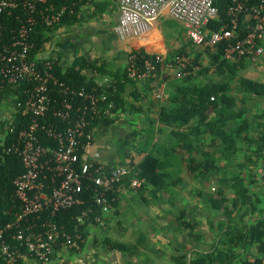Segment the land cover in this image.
<instances>
[{"label":"crops","instance_id":"crops-1","mask_svg":"<svg viewBox=\"0 0 264 264\" xmlns=\"http://www.w3.org/2000/svg\"><path fill=\"white\" fill-rule=\"evenodd\" d=\"M119 18L120 9L115 0H89L80 10L79 22L51 31L49 41L39 56L44 59L59 57L62 66L70 65L80 56L103 62L106 69L98 75L97 81L105 85L109 83L111 74L127 63L133 51L145 47L146 52L168 57L174 50L192 46L185 24L168 9L147 32L136 36L121 38L117 34ZM166 27L173 28L170 35L164 32ZM141 41L152 49L145 45L135 47ZM261 47L263 51L255 58H230L231 63L237 66L243 64L231 79L227 102L231 107L212 110L206 118L212 129L206 128L207 131L196 138V161L209 158L216 165L206 174L210 180L193 175L182 165L188 178L183 175L176 177L180 179L179 186L162 190L157 194L160 198H156L152 187L142 193L125 187L120 190L117 206L106 216L109 226L90 224L82 249L73 251L65 245L55 249L50 264H178L174 258L176 255L186 254V260L190 262L199 255L212 253L217 245L229 248L233 244H236L233 264L257 259H262L264 264V96L239 90L238 86L241 76L264 84V40ZM207 60L205 56V64H208ZM229 67L233 69L231 65ZM224 70V73L217 74L212 68L207 81H228V71ZM87 74L93 75L89 71ZM149 80L138 81L136 89L127 90L125 110L115 124L100 125L95 129L94 139L87 144L82 155L83 160L98 161L108 168L122 165L123 161L127 164L137 162L138 157L134 154L122 152L123 143L141 145L150 131L154 133L153 143L157 146L172 147L177 142L174 129L189 133L191 129L205 127L200 122L201 114L196 111L198 105L193 117L190 115L192 112L183 109L178 113L186 120H174L175 124L162 121L160 112L173 118L169 113L171 96L180 82L174 71H166L150 81V89L157 87V91L148 96L145 91H148L146 84ZM135 94H141L143 98L138 99ZM10 102L4 95L0 96V105L6 110L4 114L9 116L8 124L13 111ZM222 131L227 133L226 138L220 135ZM234 146L241 150L234 154L224 150ZM203 150L210 151L211 156L206 157ZM182 157L185 159L186 155ZM185 179L192 181L188 190L179 184L186 183ZM171 193L177 197L174 201L169 198ZM186 223L194 225L193 228L186 227ZM228 232L234 236L226 237L227 242L221 243ZM198 235L200 237L197 238ZM114 243L133 246L125 251L122 247H114ZM25 262L38 264L29 257Z\"/></svg>","mask_w":264,"mask_h":264},{"label":"trees","instance_id":"trees-1","mask_svg":"<svg viewBox=\"0 0 264 264\" xmlns=\"http://www.w3.org/2000/svg\"><path fill=\"white\" fill-rule=\"evenodd\" d=\"M261 1L262 0H248L247 6L251 8V6L258 5ZM88 2L89 0H48L47 3H38L37 9L33 12L36 24L33 26V30L29 35V42L33 44V47L29 52L28 59L35 61L40 70L45 69L47 62H51L52 74L57 79L56 84H54L53 79L50 81L51 83L49 82V95L52 101L50 102L49 109L40 117L39 127L35 131L40 143L45 147L56 148L58 145V140L48 133L47 128H51L54 132H61L65 135L68 127L74 125V121L81 113L82 109L90 103V100L86 97L87 93L98 95L105 93L107 95V100L100 102L102 107L108 106V102L114 104L109 114H102L91 120L90 127L93 129L94 139L96 128L100 125H113L118 121L121 112L125 110V94L127 90L130 88L136 89L138 87L137 82L143 81L129 77V61L111 74L109 83L107 82V84L101 85L97 81V77L106 69V64L103 62L100 63L98 60L80 56L70 65L62 66L59 57L52 56L46 59L40 58L39 54L48 43L51 31L60 27L72 26L79 22L80 10ZM18 3V7L13 9L11 14L7 11L0 12L1 49L13 41L21 25L26 22L30 16V12L25 8V2L18 0ZM232 4L233 0H218L216 2L219 9L218 15L210 20L207 29L215 31L228 24L230 19L229 9ZM51 7L53 8L51 9ZM58 11H62L60 19L51 25H47L44 20V15H52ZM247 17L248 19L241 28L243 36L253 28L254 19L252 15H247L246 18ZM190 43L192 46L190 48L188 47L189 49L182 47L181 49L174 50L170 56L167 57L169 61H174L178 56L188 60L185 69L190 73L178 77V81L180 82L179 88L171 96L172 101L170 102L169 113L173 118L171 119L165 112H160V118L162 121L175 124L174 120H186L184 116L179 115L180 111L183 109L186 110V112L190 111L192 112L190 115L193 117L196 113L195 107L198 105L196 111L198 114H201L200 122L201 124H205V127L202 125V129V127L199 126L197 130L191 129L189 133L181 130L177 132L175 131L176 129H174L173 133L176 136L177 142L176 145L172 147L157 146V143H153L154 133L148 131L146 140L141 145H132L131 151L125 152L127 155L132 153L138 157L137 162L127 164V162L123 161L122 165L130 167L131 169L129 174L120 181L114 182L109 187H104L102 189L101 192L104 193L107 203L109 204V209L107 211H104L103 205L97 202L96 193L98 186L85 174L81 175L82 186L81 191L78 193V197L82 200L81 203L61 209L55 214H52L49 209H45L39 215L31 214L21 221H18L23 205L17 195L15 181L25 172V166L21 157L15 152L14 146L24 141L23 132L25 134L30 130L32 114L25 112L26 106L24 104L27 97H29L28 95H30L26 93V89L32 90L38 82L36 80L31 82L19 80L17 83L2 80V78H0V96L4 95L7 97L13 106L10 124L6 125L1 123L0 126V232H2V239L0 240V264H26L25 258L27 257L35 259L38 264H42L27 251L25 252V257L19 259L15 263H11L4 255L3 247L4 245H10L12 248H22V250H26V247L17 239V233L21 229L25 237L28 235L35 237L39 233L44 234L48 229L43 224L45 221H53L60 230V237L56 240L57 242L55 244L56 250L65 245L62 235L63 233H67L74 238L78 235L80 236L81 248H71L73 251H80L83 247V242L87 235L86 232L90 224L101 225L102 227L109 226V219L106 216L112 213L114 207L117 206L120 190L126 187L131 190H137L138 193H142L146 188L152 187L156 194V198H160V196L157 195L159 192L171 186H177L180 179L173 178L170 173L172 171L171 167L177 168L180 166L181 169L183 168L182 165H185L187 170L191 171L193 175L203 177L204 180L207 181L210 180L209 176L206 174L210 173L211 167H216V165L212 163L209 158L206 161H196L194 152L197 148L194 145L196 143V138L200 137L204 131H207L206 128L212 129L209 120L206 121L210 112L218 108L227 109L231 107V105H227L229 101L228 98L230 97L231 79L238 74L239 68H241L243 64H240L239 67L235 63H231L230 58L232 57H227L225 55L223 44L215 47L204 44L203 46H198L197 48L199 49L196 51V45L191 41ZM140 45H145L147 48L152 49L143 41L137 43L135 47ZM131 54H135L137 57L136 64L140 68H142L143 59L145 57H151L144 48L131 52L130 55ZM205 56L209 60L208 64L204 63ZM233 57L238 60H243L245 58L239 56ZM229 65H231L233 69L230 68ZM212 68H215L217 74L224 73V69L226 68L228 71V81L219 83L207 81L206 78H209ZM87 71L91 72L93 75H88ZM164 72L166 71L160 68L157 74L158 78L164 74ZM154 78L155 77H148L144 79V81L151 79L146 84L149 86L148 91H145V94L148 93V96H152V94L157 91V87L153 90L150 89V81L154 80ZM238 82L239 90L252 92L257 96H264L263 83L248 80L242 76L239 78ZM82 89H84L85 95L79 94ZM134 96L138 99L140 97L143 98L141 94H135ZM65 100L72 105V119L70 117L63 118L59 115V110H61ZM18 102L23 104V106H19ZM151 103H154V101L151 100ZM166 112L168 113L167 109ZM213 122L217 123L216 121ZM220 135L225 138L227 137L225 131H222ZM229 137L231 138L230 135ZM224 141L227 143L226 140ZM87 144V141L84 140L79 150V160L75 164L78 171H80L81 164L85 162L82 155ZM178 148H180V150ZM224 150L234 154L241 149L234 146L231 149L224 148ZM203 153L206 157L211 156V152L208 150H203ZM183 154L186 155L185 159L182 157ZM226 155L229 156V153ZM180 159L181 161L183 160L185 164L180 162ZM49 175L51 176L50 173ZM133 178H137L141 181L139 187L132 186L131 181ZM237 182L235 185L238 187ZM48 183H52L51 177L48 178ZM219 193L222 194V190L219 189ZM212 201L213 203L216 202L214 199ZM98 217L101 218L103 224L97 221ZM8 225H11V227H8ZM187 226L193 228L194 225L186 223V227ZM233 234L232 232H228L224 235L221 243L225 244L227 242L226 237L230 236L231 238L234 236ZM192 237L195 236L193 235ZM198 237L200 236L198 235L197 238ZM235 245L236 244L229 245V248H221L220 245H217L212 253L199 255L190 262L186 260V254L176 255L174 258L178 264H233V248ZM113 246L122 247L123 250L127 251V248L129 249L130 246L133 245L129 246L128 244L121 245V243H114ZM243 264H263V262L262 259H257L255 261H244Z\"/></svg>","mask_w":264,"mask_h":264},{"label":"built area","instance_id":"built-area-1","mask_svg":"<svg viewBox=\"0 0 264 264\" xmlns=\"http://www.w3.org/2000/svg\"><path fill=\"white\" fill-rule=\"evenodd\" d=\"M21 1L25 2V8L30 12V16L21 25L13 41L4 46L3 49L0 48V78L2 80L17 83L19 80L30 82L36 80L38 82L32 90L26 89V93L30 95H28L24 105L26 106L25 112L32 114L30 130L25 134L23 132L24 141L14 146L15 152L21 157L25 166V172L15 181L16 192L23 205L18 221L31 214L39 215L45 209H49L52 214H55L61 209L81 203L82 200L78 197V193L82 186L81 175L85 174L98 186L97 202L103 205L104 211H107L109 204L104 193L101 192L102 189L123 179L129 174L130 167L118 165L114 168H108L101 162L89 160L83 162L80 171H78L75 164L79 160V150L83 141L90 143L93 139V129L90 127L91 120L102 114H109L114 104L108 102V106L102 107L100 102L107 100L105 93L100 95L87 93L86 97L90 103L82 109L74 121V125L68 127L65 135L47 128L48 133L58 140L57 147H45L40 143L35 131L39 127L40 117L46 113L52 101L49 95V82L53 79L54 84H56L57 79L52 74L51 62H47L45 69L40 70L35 61L28 59L29 52L33 47V44L29 42V35L36 24L33 12L37 9V4L47 3L48 0ZM115 1L120 9L116 32L121 38L147 32L163 11L168 9L173 16L183 21L190 41L196 46L206 44L215 47L223 44L227 57L255 58L257 54L263 51L261 42L264 40V0L258 5L251 6V8L247 6L248 0H233L229 9L228 24L215 31L207 29V25L211 19L218 15L219 9L216 5L218 0ZM18 5V0H0V12L7 11L11 14ZM61 15L62 11L52 15L45 14V23L51 25L58 21ZM247 15H252L254 19L253 28L243 36L241 28L248 19V17L246 18ZM147 53L151 57L143 59L142 68L136 64L137 57L135 54L129 55V77L139 80L156 77L160 68L167 72L174 71L178 77L190 73L185 69L188 60L180 56L176 57L174 61H169L161 53ZM79 94L85 95L84 89ZM18 105L23 106L20 102ZM71 109L72 105L65 100L61 110H59V115L63 118L70 117L72 119ZM49 177H51L52 183H48ZM131 184L134 187H139L141 181L133 178ZM97 221L103 224L100 217L97 218ZM43 224L48 228L44 234L39 233L35 237L31 235L25 237L21 229L17 233V239L26 247V250L4 245L3 253L11 263L25 257L26 251L42 264L51 263L56 240L60 237V230L53 221H45ZM62 237L65 246L74 249L81 248L79 235L74 238L63 233ZM1 239L2 232H0Z\"/></svg>","mask_w":264,"mask_h":264},{"label":"rangeland","instance_id":"rangeland-1","mask_svg":"<svg viewBox=\"0 0 264 264\" xmlns=\"http://www.w3.org/2000/svg\"><path fill=\"white\" fill-rule=\"evenodd\" d=\"M175 24L177 23L175 20H172ZM177 25H179L178 23H177ZM172 30H173V28H168V27H166V28H164V32H165V34L166 35H170L171 34V32H172ZM175 32H178V31H176V30H174ZM139 47H141V46H139ZM142 48H145V47H142ZM146 49V48H145ZM208 62H209V60H207ZM207 62V63H208ZM204 63H206L205 61H204ZM5 110V106L3 107L2 105H0V122H2L3 124H8V118H9V116H8V114H7V116L4 114V112L6 111H4ZM132 148V144L131 143H128V144H122V148H121V150H122V152H127V151H129L130 149ZM131 151V150H130ZM183 167V166H182ZM184 170H183V168H181L180 169V166H178L177 168L176 167H174V168H172V171L170 172L171 173V175L173 176V178H176V177H178V176H180V175H183V176H186L184 173ZM186 178H188L187 176H186ZM186 180V183L185 182H183V184H182V182L181 183H179L180 185H182V187H183V185H184V188H187V190L189 189V187H190V185L192 184V181L190 182V181H188V179H185ZM188 182H190V183H188ZM186 184V185H185ZM179 186V185H178ZM170 188H174V186H171ZM187 195H189V193H187ZM169 198L172 200V201H174V199L175 198H177L176 196H175V194L174 193H171V195L169 194ZM166 205H168V204H166ZM146 231V230H145Z\"/></svg>","mask_w":264,"mask_h":264}]
</instances>
